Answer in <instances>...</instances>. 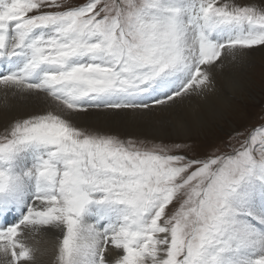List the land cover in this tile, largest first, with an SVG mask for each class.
Returning a JSON list of instances; mask_svg holds the SVG:
<instances>
[{"label": "snow or ice", "instance_id": "obj_1", "mask_svg": "<svg viewBox=\"0 0 264 264\" xmlns=\"http://www.w3.org/2000/svg\"><path fill=\"white\" fill-rule=\"evenodd\" d=\"M257 46L264 0H0V87L37 105L0 132V264L45 236L55 264H264V126L199 156L79 124L206 97Z\"/></svg>", "mask_w": 264, "mask_h": 264}, {"label": "bare ground", "instance_id": "obj_2", "mask_svg": "<svg viewBox=\"0 0 264 264\" xmlns=\"http://www.w3.org/2000/svg\"><path fill=\"white\" fill-rule=\"evenodd\" d=\"M264 49V48H262ZM261 49V50H262ZM260 50V51H261ZM258 51V52H260ZM257 55L250 52L226 61V67L219 72L215 78V89L206 97H192L184 103L167 109L163 112H153L148 115H136L132 113L122 115H82L83 119L99 127L119 130L121 132L143 133L156 138L163 137H190L195 136L197 127L203 131H210L211 123L222 122L227 114H233V109L238 99H242L246 87L250 85L249 64H254ZM264 75V74H263ZM253 82V81H252ZM253 97L252 93L249 92ZM234 102V104H233ZM36 101L28 96H14L11 91L0 87V128L16 118H26L27 114L36 108ZM95 113L98 110H91ZM234 111V110H233ZM81 126H89L81 122ZM212 129V128H211ZM201 133L203 134L202 130ZM37 245L38 251L36 264H49V260L55 254L54 237L46 238Z\"/></svg>", "mask_w": 264, "mask_h": 264}, {"label": "rangeland", "instance_id": "obj_3", "mask_svg": "<svg viewBox=\"0 0 264 264\" xmlns=\"http://www.w3.org/2000/svg\"><path fill=\"white\" fill-rule=\"evenodd\" d=\"M80 2V0H77ZM264 46H257L254 49L248 51L252 54L257 55L254 64H249V74L251 76L250 85L246 87V91L252 93L253 97L249 92H246V95L242 99H238L236 105L237 107L232 110L233 114H227L228 116L223 118L222 122L216 124L215 122L211 123L210 131H203L202 127H197L195 136L188 137H163L156 138L151 135H146L143 133H128L121 132L119 130H113L108 128L99 127L98 124H92L83 119H80L81 122L86 123L89 126H81L85 128L91 129H102L107 131L109 134L118 135L122 139H135L138 141H151L154 143H163V144H187L191 146L192 153L194 155L203 156L206 153L213 151L215 148H220L221 150L225 149V143L229 140L230 135H234L235 133H243L244 136L248 135V132L252 130L251 126L254 128L255 124H258L264 120ZM262 49V50H261ZM261 50V51H260ZM260 51V52H258ZM226 67V63H225ZM219 72L222 69H217ZM253 81V82H252ZM234 104V102H233ZM4 128H0V132L3 131ZM201 130L203 134L201 133ZM241 136V139L244 138ZM235 142V141H233ZM52 236H45L43 238L37 237L39 243L42 241H46V238H50ZM35 245V241H30ZM57 255V250L55 248V254L51 260H49V264H55ZM42 258L36 257V263L38 260Z\"/></svg>", "mask_w": 264, "mask_h": 264}]
</instances>
